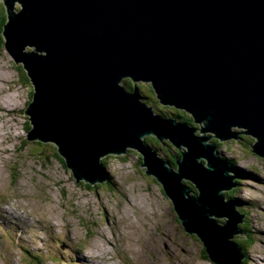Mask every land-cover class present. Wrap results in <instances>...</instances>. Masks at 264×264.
<instances>
[{
	"label": "water",
	"instance_id": "water-1",
	"mask_svg": "<svg viewBox=\"0 0 264 264\" xmlns=\"http://www.w3.org/2000/svg\"><path fill=\"white\" fill-rule=\"evenodd\" d=\"M2 2L3 45L33 86L27 140L53 142L76 182L103 181L101 156L136 150L208 259L243 264L232 238L244 215L223 193L237 186V169L210 138L241 129L264 158V0ZM123 78L149 83L192 124L155 114ZM145 136L175 147V166Z\"/></svg>",
	"mask_w": 264,
	"mask_h": 264
},
{
	"label": "rangeland",
	"instance_id": "rangeland-1",
	"mask_svg": "<svg viewBox=\"0 0 264 264\" xmlns=\"http://www.w3.org/2000/svg\"><path fill=\"white\" fill-rule=\"evenodd\" d=\"M18 8L16 1L13 11ZM0 10L4 11L1 1ZM3 41L0 30V60L6 67V82H11L5 83V94L11 93L17 108L11 112L15 119L9 116L0 137V264H130L132 256L136 264H173L167 260V245L174 247L175 240L188 248L193 264H214L203 258L197 236L182 229L161 185L144 173L136 150L101 156L103 181L76 182L51 144L27 140L31 125L23 110L32 86L23 65L14 62ZM121 83L126 87L124 79ZM130 83L155 114L173 117L179 111L188 116L174 106L159 104L149 83ZM235 129L237 138L217 140L216 153L242 170L235 179L237 186L223 193L233 196L236 210L244 215L238 225L243 234L232 238L242 246L243 264H256L249 262L251 254L264 258V241L258 242L254 229L264 227V158L251 152L249 144L254 139ZM210 141L216 142L213 137ZM144 142L167 161L169 155L178 153L153 136H146ZM140 201L144 210L133 205ZM34 203L40 205L39 210ZM218 220L221 223L224 218ZM134 231L149 237L146 249L137 246L131 255L125 239L132 241Z\"/></svg>",
	"mask_w": 264,
	"mask_h": 264
},
{
	"label": "bare ground",
	"instance_id": "bare-ground-1",
	"mask_svg": "<svg viewBox=\"0 0 264 264\" xmlns=\"http://www.w3.org/2000/svg\"><path fill=\"white\" fill-rule=\"evenodd\" d=\"M15 4V2H14ZM21 9V6L18 8V11ZM5 49V47H4ZM6 50V49H5ZM5 72H6V67L5 64L0 60V137L2 136L1 130H4L5 126H6V121H9V116H12V119H15V117L11 114L12 111H14L17 108V104L14 102V97L11 95V93L9 94H5L8 90L4 87L5 83H11V82H6V78H5ZM27 79L30 81V77L25 73ZM11 79H12V75H11ZM10 79V81H11ZM11 91V90H10ZM12 106V107H10ZM246 199V198H244ZM134 204H139L141 205V207L143 208V210L145 209V204L140 201V202H134ZM34 206L37 210H39L40 205L34 203ZM158 228V227H157ZM156 230H158V232L160 231L161 228H158ZM137 229V227L135 228V230ZM254 229L256 230V233L258 235V242L260 241H264V227L261 226H254ZM136 232V231H134ZM149 237V234L145 233V236L143 235V232H136V236H134L132 241H128L127 237L125 239V243L127 245V249L128 251L131 253L132 255V250L135 247H141L143 249H146V245H145V240L146 238ZM175 240V239H174ZM177 240H175V246L171 247L170 245H167V260L173 264H193V262L190 261L189 257H188V248H181L180 245L176 242ZM110 245H113L112 242H109ZM129 252L128 255H129ZM252 261L256 264H264V258H259L257 255L255 254H251V256L249 257V262ZM130 264H136V260L133 258H131L130 260Z\"/></svg>",
	"mask_w": 264,
	"mask_h": 264
},
{
	"label": "trees",
	"instance_id": "trees-1",
	"mask_svg": "<svg viewBox=\"0 0 264 264\" xmlns=\"http://www.w3.org/2000/svg\"><path fill=\"white\" fill-rule=\"evenodd\" d=\"M0 14H1V16H0V30H1V32H2V26H3V24H4V22H5V20H6V18H5V12L3 11V10H0ZM4 44V43H3ZM1 46V45H0ZM4 46V45H3ZM127 83H129V82H127ZM126 83V87H129V86H132V84L131 83H129V84H127ZM138 85H140V84H138ZM134 88L133 87H130V90H133ZM177 110V109H176ZM176 110H174V111H176ZM177 113H174L173 114V117H176L178 120H180V121H186V122H188V123H190V124H192V120H191V117L188 115V116H185V114L184 113H182V112H179V111H176ZM175 115V116H174ZM25 119H26V122H29V120H28V118L27 117H25ZM30 128V127H29ZM157 140V139H156ZM158 141V140H157ZM38 142H40V141H38ZM159 142V141H158ZM251 144V143H250ZM249 144V145H250ZM54 148H55V152H56V154L58 155V160H59V162L63 165V166H65V164H64V160H63V158L57 153V150H56V147H55V145H53V144H51ZM167 145L168 146H171V145H169L168 143H167ZM179 155H178V153L176 154V156H174V155H169L168 156V161H169V163L171 164V165H173V166H175L174 165V161H175V158L176 157H178ZM222 158V157H221ZM223 159H225V160H229V159H226V158H223ZM229 162L237 169V175H238V173L241 175V172H242V170H240L239 168H237V165H235V162L233 161H231V160H229ZM66 167V166H65ZM67 168V167H66ZM72 175V174H71ZM240 175H238V177H240ZM187 185H189L190 186V183H188L187 182ZM191 187V186H190ZM193 187V186H192ZM194 188V190H195V187H193ZM192 188V189H193ZM196 192H197V190H196ZM226 199H231V200H233L234 202H235V200H234V198H233V196H226ZM237 202V201H236ZM219 221V220H218ZM222 223V222H221ZM239 246V245H238ZM239 247H241V253L243 254V251H242V246H239ZM202 252H203V258L204 259H207V260H209L208 259V256H207V254L205 253V251H204V248H202ZM243 262V261H242Z\"/></svg>",
	"mask_w": 264,
	"mask_h": 264
},
{
	"label": "clouds",
	"instance_id": "clouds-1",
	"mask_svg": "<svg viewBox=\"0 0 264 264\" xmlns=\"http://www.w3.org/2000/svg\"><path fill=\"white\" fill-rule=\"evenodd\" d=\"M1 2H2V0H0ZM19 4V3H18ZM2 5H3V7H4V4H3V2H2ZM21 5L19 4V7H20ZM18 11V10H17ZM4 12H5V7H4ZM5 18H6V13H5ZM6 21V20H5ZM5 23V22H4ZM3 27V26H2ZM2 33V32H1ZM3 36V35H2ZM3 40H4V38H3ZM4 42V41H3ZM26 73V72H25ZM124 79V81L127 83V82H129L130 83V79L129 78H127V79H129V80H127L126 78H123ZM122 79V80H123ZM122 80H121V82H122ZM30 82V81H29ZM120 82V84L122 85V83ZM129 83H127V84H129ZM134 84L136 83V82H133ZM145 83V82H144ZM30 84H31V82H30ZM133 85V84H132ZM31 86H32V84H31ZM123 86V85H122ZM125 89H129L130 90V87H132V86H129V87H125V86H123ZM32 93H33V86H32ZM32 93H31V99H32ZM31 99L28 101V103L31 101ZM158 101V100H157ZM28 103H27V105H28ZM159 103V102H158ZM160 104V103H159ZM26 105V106H27ZM26 108V107H25ZM175 109V108H174ZM178 110V109H177ZM181 111V110H180ZM23 112H24V110H23ZM185 112V111H184ZM186 113V112H185ZM188 115L190 116V114L188 113ZM175 116V115H174ZM177 117V116H176ZM27 118H28V116H27ZM191 120H192V118H191ZM180 121V120H179ZM30 123V122H29ZM31 125V124H30ZM146 137V136H145ZM144 137V138H145ZM155 138V137H154ZM156 139V138H155ZM216 140V142H213V143H216L217 144V146H218V143H217V139H215ZM35 141H39V140H35ZM41 142V141H40ZM166 142V145H167V143H168V141L166 140L165 141ZM43 143H49V144H53V145H55L53 142H43ZM162 144V143H161ZM169 144V143H168ZM170 145V144H169ZM55 147H56V145H55ZM170 147V146H169ZM172 147V146H171ZM217 148V147H216ZM129 150V149H128ZM131 150V149H130ZM177 151V150H176ZM178 152V151H177ZM176 155V154H175ZM174 155V156H175ZM178 155H179V153H178ZM141 158V157H140ZM238 167V166H237ZM68 169V168H67ZM71 172V171H70ZM237 173V172H236ZM72 174V173H71ZM73 177V176H72ZM237 177H238V175H237ZM74 179V178H73ZM189 183V182H188ZM162 190V189H161ZM163 192V191H162ZM165 195V194H164ZM237 235V234H236ZM235 236V235H234ZM237 244V243H236ZM203 246V245H202ZM204 248V247H203ZM241 248V247H240Z\"/></svg>",
	"mask_w": 264,
	"mask_h": 264
}]
</instances>
